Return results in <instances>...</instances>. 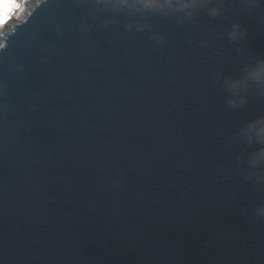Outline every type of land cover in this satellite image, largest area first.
I'll use <instances>...</instances> for the list:
<instances>
[{"label":"water","instance_id":"95a60500","mask_svg":"<svg viewBox=\"0 0 264 264\" xmlns=\"http://www.w3.org/2000/svg\"><path fill=\"white\" fill-rule=\"evenodd\" d=\"M264 0H37L0 43V264H264Z\"/></svg>","mask_w":264,"mask_h":264},{"label":"clouds","instance_id":"9594fccd","mask_svg":"<svg viewBox=\"0 0 264 264\" xmlns=\"http://www.w3.org/2000/svg\"><path fill=\"white\" fill-rule=\"evenodd\" d=\"M115 3L121 7H132L137 10H157L164 12L168 9H177L184 11L190 9L196 3V0H115ZM257 80H264V63L260 68L250 73ZM249 128L255 129V136L258 140L264 141V118L257 120L249 125ZM257 158H264V148L260 149Z\"/></svg>","mask_w":264,"mask_h":264},{"label":"rangeland","instance_id":"374dc122","mask_svg":"<svg viewBox=\"0 0 264 264\" xmlns=\"http://www.w3.org/2000/svg\"><path fill=\"white\" fill-rule=\"evenodd\" d=\"M34 3L30 0H0V43L4 32L23 19Z\"/></svg>","mask_w":264,"mask_h":264},{"label":"trees","instance_id":"16d2710c","mask_svg":"<svg viewBox=\"0 0 264 264\" xmlns=\"http://www.w3.org/2000/svg\"><path fill=\"white\" fill-rule=\"evenodd\" d=\"M18 1V0H17ZM32 3H34L35 1H37V0H30Z\"/></svg>","mask_w":264,"mask_h":264}]
</instances>
